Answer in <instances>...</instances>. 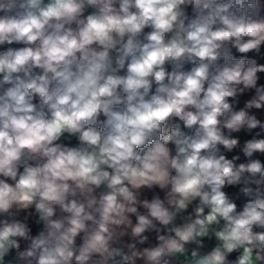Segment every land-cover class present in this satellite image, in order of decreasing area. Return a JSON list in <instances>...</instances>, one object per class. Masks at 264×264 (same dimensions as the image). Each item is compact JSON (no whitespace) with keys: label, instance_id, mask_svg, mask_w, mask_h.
<instances>
[{"label":"clouds","instance_id":"9594fccd","mask_svg":"<svg viewBox=\"0 0 264 264\" xmlns=\"http://www.w3.org/2000/svg\"><path fill=\"white\" fill-rule=\"evenodd\" d=\"M0 264H264V0H0Z\"/></svg>","mask_w":264,"mask_h":264}]
</instances>
